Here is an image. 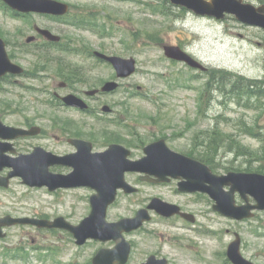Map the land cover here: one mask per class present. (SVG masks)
Instances as JSON below:
<instances>
[{"label":"rangeland","instance_id":"rangeland-1","mask_svg":"<svg viewBox=\"0 0 264 264\" xmlns=\"http://www.w3.org/2000/svg\"><path fill=\"white\" fill-rule=\"evenodd\" d=\"M70 1L80 10L94 9L95 22L105 28L99 32L97 27L61 25L57 34L65 38V43H70L69 48L76 49L70 53L51 50L52 53L36 54L25 47H8V53L15 56V63L26 71L32 72L38 66L45 72L35 79L19 78V83L0 84V116L5 124L35 125L46 131L62 124L90 138L96 151L120 141L134 151L133 159L144 155L146 145L164 138L169 147L180 154L208 159L219 174L264 168V144L246 134L247 128L264 134V101L242 96L243 92L229 91L230 86H224L229 88V94L216 85L207 88L209 74L218 71L229 72L232 78L264 80L263 30L243 26L230 16L218 22L177 8L171 9L172 14L164 15L163 0ZM247 1L264 5L259 0ZM0 26L9 33L11 42H25L23 37L30 34L29 31L25 34L20 22L13 19L0 18ZM21 30L22 36L17 33ZM165 45L180 46L210 71L203 73L170 61L164 55ZM95 50L133 57L137 61L136 74L119 81L121 86L116 94L89 102L91 108L100 111L105 104L114 108L118 116L124 115L127 119L123 125H116V116L110 118L96 113L95 117H89L51 102L53 92L60 96L70 93L81 96L84 91L116 80L111 67L90 57L89 52ZM63 82L69 87L60 89L59 84ZM240 87L238 84L237 88ZM41 143L32 141L34 146ZM44 145L53 151L58 149L54 141ZM217 145L221 147L215 152ZM138 178L137 174L126 176L129 183L139 188V193H119L109 209V222L131 218L153 198L160 197L165 201L188 203L204 211L198 223L203 230L217 234L199 233V229L177 230L171 223L154 216V223L125 235L133 244L129 264L144 261L148 254L167 257L172 264H223L227 244L234 240L235 233L243 240L244 256L256 264H264V212H257L249 221H231L213 212L206 200L198 207L196 198L178 196L175 183L155 187ZM93 194L90 189L50 194L47 189H30L20 179H15L9 189L0 190V217L36 214L53 220L61 216L77 225L88 216L89 198ZM228 229L232 230V235L227 234ZM7 234L5 240H0V264H89L98 249L115 246L113 242L95 241L78 246L73 236L61 230L37 233L32 228L14 227ZM32 238L38 239L34 245L30 242ZM34 246L40 247L39 250L33 249ZM19 250L28 257L18 256Z\"/></svg>","mask_w":264,"mask_h":264},{"label":"water","instance_id":"water-1","mask_svg":"<svg viewBox=\"0 0 264 264\" xmlns=\"http://www.w3.org/2000/svg\"><path fill=\"white\" fill-rule=\"evenodd\" d=\"M10 7L22 12L49 13L65 15L68 6L53 0H4ZM174 5L182 6L193 11L199 16L213 17L217 20L225 19V14H233L236 19L249 26L264 29V6L256 8L250 4H244L243 0H171ZM52 41H59V37L53 36L48 31H41ZM165 54L168 58L185 62L192 68L206 70L199 62L185 53L181 48L165 46ZM95 55L113 64L119 78H128L136 71L134 59L125 60L119 57H107L100 53ZM23 71L12 64L6 52L4 42L0 39V78L7 73L21 74ZM118 88L116 83H107L104 92H112ZM91 92L89 95H94ZM64 102L68 106L86 109L84 102L74 95L65 97ZM108 111V108L104 109ZM38 129L25 131L5 126L0 119V139L12 140L19 137L37 135ZM78 153L58 157L41 148H36L31 155H21L18 158L7 157V152H14L12 145L0 142V172L5 168L13 169L7 178H0V186L8 187L10 179L20 177L23 183L30 187H48L50 191L58 189H72L89 187L97 194L91 198L92 212L78 226L71 225L64 218H58L54 222L48 220L13 219L7 217L0 219V237L3 227L17 224H33L48 229H63L72 233L79 246L88 240L101 242L115 241L116 248L101 250L94 258V264H126L128 262L131 245L124 238V233H131L140 229L144 222L151 221L149 210H155L164 217H172L180 213L179 207L166 203L160 199H153L148 209H142L135 218L123 219L118 223L107 222V211L110 205L116 201L119 189L127 194L137 192V189L129 185L125 180V173H146L156 177V182H168L170 179L181 180L179 191L185 193H206L215 202L214 210L223 216L242 221L252 218L253 211H264V175L249 173H228L227 175H215L209 167L194 159L172 151L164 140L153 143L144 149L146 156L138 161L128 160L130 152L121 146H111L104 153H92V145L81 141H73ZM56 165L68 166L74 172L69 175H58L50 172V168ZM226 187L230 190L226 191ZM240 193L246 201V205H236L235 195ZM252 197L257 204H250ZM241 240L237 236L228 249V257L233 264H252L243 258L240 252ZM146 264H168L166 260H157L152 257Z\"/></svg>","mask_w":264,"mask_h":264},{"label":"flooded vegetation","instance_id":"flooded-vegetation-1","mask_svg":"<svg viewBox=\"0 0 264 264\" xmlns=\"http://www.w3.org/2000/svg\"><path fill=\"white\" fill-rule=\"evenodd\" d=\"M63 3H66L70 6V14H72L73 18L69 19V20H64V17H56L53 15H48V14H42V13H36V12H31V13H23V12H19V11H15L12 10L10 7H8V5H6L2 0H0V18H2V20L4 21V19L9 18V19H13L15 21L20 22L21 27L23 28L25 34L28 33V31L30 32V34L28 35V37H23V39H26L25 42H11L8 39V32H5L4 28L0 26V38H2L8 47H15V48H21V47H25V49H32L33 51H40V50H53V49H57L60 48L62 46H65L66 44L64 43L63 45H60L59 43H54L49 41L43 34L40 33L41 29L44 30H48L53 34H57V32L59 31V27L61 25H67V24H72L73 26L77 27L78 24V20L76 18L80 17V16H84V17H94L96 16V12H94L93 10H80L79 6L74 5L70 0H57ZM76 9V10H74ZM89 9V7H88ZM93 19V18H91ZM62 27V26H61ZM22 36V30L17 32ZM63 40H65V38L63 37ZM15 62V58L13 60ZM31 74H34V71H26V73L24 74V76L22 78L28 79L30 78ZM13 78V80H17L19 78H17L16 76H8L7 78ZM19 80H17L18 82ZM65 87H63L62 89L68 88L69 84L66 82L65 83ZM55 86V84H54ZM102 87V86H101ZM99 87V88H101ZM99 88H95V89H99ZM86 92L84 91L82 93V95L80 97H82L83 99L86 100ZM74 94V93H73ZM68 95V94H67ZM109 96H112V94H106V93H99L98 95L94 96V97H88L87 98V102H98L100 101V99L102 98H107ZM53 100L55 102V104H58V107L60 108H67L65 106H63L62 100H61V96L58 93H54L53 92ZM86 102V103H87ZM89 106V105H88ZM104 106H109V105H103ZM110 107V106H109ZM111 108V107H110ZM67 110H75L78 113L84 114V115H93L96 113L102 115V113L100 112V109L98 108H90V106L88 107V109H86L85 111H80L78 109H74V108H67ZM116 110L114 108H111L110 113H108L107 115L110 118H114L115 116L117 118H115V120H121V123H116V125H123L124 123H126L125 120H127L125 118L124 115L122 116H118V114H116ZM89 117H94V116H89ZM35 125H26L25 129L30 130L31 128H33ZM77 132L74 129H69L66 126L62 125V124H58L56 126H52L50 128H48V131H46L44 128H40V134L36 137H31V138H25V139H18V140H14L12 141L13 144V148L15 150V154H13L14 157L18 156L19 154H24V155H28L30 154L34 149L36 148H41L44 151L53 153L57 156H68V155H72L74 153H76V148L73 146V141H85V142H90L93 144L94 146V142L92 140H90V138L86 137L85 135H79L78 133H74ZM41 141V144H36L35 146L32 144V141ZM161 140V139H160ZM163 140H165L163 138ZM50 141H54L55 145L57 146L58 149L50 150V148L46 145H44L46 142H50ZM158 141V140H157ZM166 141V140H165ZM155 142V141H154ZM111 145H121L123 147H125L126 149H128L129 151H131V158L134 154V151L126 144H123L122 142H112L111 144H108L102 151L106 150L109 146ZM60 148H64V149H68L67 151L61 150ZM95 148V146H94ZM96 151V150H95ZM72 171L71 168L66 167V166H54L50 168V172L54 173V174H62V175H68L70 174ZM2 176H6L8 175V171H5L4 173L1 174ZM130 175V174H128ZM152 176H140L139 175V181L143 180V178H148L147 180H152L151 179ZM141 182V181H140ZM175 183L177 185L178 182L172 181L171 183L167 184V183H163V184H152L155 187H164V186H169L170 184ZM176 193L178 196H188V197H192V198H196V204L198 205V207H202L204 204V200L207 201V204H209V206H211L212 211L214 212V201L210 198V196L208 194H203V193H196V194H184V193H179L178 190H176ZM162 199V198H161ZM164 200V199H163ZM170 202V201H168ZM174 205H177L178 207H180V210L182 212V215H174L173 217L167 219V218H163L160 217L158 215L154 216L157 217V219L162 220L163 222L166 223H171L172 226L177 229V230H194V229H199L198 232L199 233H212V234H217V232L213 231V230H208L206 231L203 230V226H200L199 222V216L203 215L204 211H200L197 208H193L190 204H186V203H175V202H170ZM32 216V217H31ZM31 216H18V217H31L32 219H49L50 218L44 216V215H31ZM154 222L156 220H153ZM180 223H178V222ZM153 222V223H154ZM22 227H27V228H32L33 230H37V233H40L41 231H43V229H39L34 227L33 225H28V226H22ZM227 234L232 235V230H227ZM238 233H235L234 236L236 237ZM38 235V234H37ZM36 235V236H37ZM38 240V239H37ZM36 238H32L31 239V244L34 245L37 242ZM232 243V241H230L227 244V249L229 247V245ZM242 246H243V240L241 241V252H242ZM40 247H33V249H37L39 250ZM242 255L244 258H246L242 252ZM150 257H155L157 259H167L168 264H172L170 262V260L167 257H160L156 254H148L147 258L143 261L138 262L137 264H144L147 262V260ZM247 260H249L250 262L254 263L251 259L246 258ZM139 261V260H138ZM223 264H232V262L228 259L226 251L224 253V258H223ZM256 264V263H254Z\"/></svg>","mask_w":264,"mask_h":264},{"label":"trees","instance_id":"trees-1","mask_svg":"<svg viewBox=\"0 0 264 264\" xmlns=\"http://www.w3.org/2000/svg\"><path fill=\"white\" fill-rule=\"evenodd\" d=\"M219 74H221V76ZM232 77L233 75L229 72H222V71L212 72L210 74L209 85L212 86L214 84L217 86V88L220 91L227 94H229L228 93L229 88H224V86H230L231 90L229 91H232L234 93L243 92L242 96L248 95L252 99H255L257 101H264V80L259 81V80H249L244 77H239V78H232ZM238 84H241V87L239 89L237 88ZM246 134L261 141L264 144V134L261 131L254 132L249 128H247ZM220 147H221L220 145L215 146L214 148L215 152H217ZM202 161L210 165L214 170H217L215 165L209 162L208 159H203ZM252 171L263 173L264 168L260 166ZM252 171H248V172H252Z\"/></svg>","mask_w":264,"mask_h":264}]
</instances>
